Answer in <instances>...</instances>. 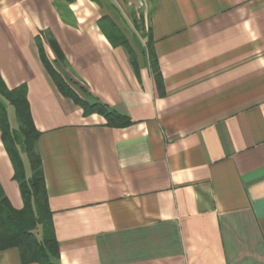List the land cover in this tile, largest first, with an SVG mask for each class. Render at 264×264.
<instances>
[{
    "label": "crops",
    "instance_id": "0c3cea01",
    "mask_svg": "<svg viewBox=\"0 0 264 264\" xmlns=\"http://www.w3.org/2000/svg\"><path fill=\"white\" fill-rule=\"evenodd\" d=\"M0 79L40 132L54 264H264V0H0ZM0 188L24 209L1 125Z\"/></svg>",
    "mask_w": 264,
    "mask_h": 264
},
{
    "label": "trees",
    "instance_id": "16d2710c",
    "mask_svg": "<svg viewBox=\"0 0 264 264\" xmlns=\"http://www.w3.org/2000/svg\"><path fill=\"white\" fill-rule=\"evenodd\" d=\"M42 61L59 92L80 105L86 114H101L105 116L110 126L127 127L132 124L128 117L109 111L105 106L89 105L82 98L88 95L84 86L76 81L66 80L45 57H42ZM4 100L16 110L20 121L18 129H12L9 124ZM0 125L3 142L13 163L15 179L20 185L25 204L23 210H15L0 188V250L18 248L25 262L54 264L52 258L58 256L59 252L56 249V241H41L35 234L38 226H43L51 220L42 173V161L37 150L40 132L33 124L24 89L9 91L1 79ZM23 153L27 156L32 169L29 179L25 174Z\"/></svg>",
    "mask_w": 264,
    "mask_h": 264
},
{
    "label": "rangeland",
    "instance_id": "374dc122",
    "mask_svg": "<svg viewBox=\"0 0 264 264\" xmlns=\"http://www.w3.org/2000/svg\"><path fill=\"white\" fill-rule=\"evenodd\" d=\"M64 67H62V64H59L58 66H54V69L57 70V72L62 75V72H64L65 69H63ZM65 78V77H64ZM66 80L68 81H74L73 79L71 78H65ZM79 86V85H78ZM10 117H11V122H12V125L15 127L16 125V119L14 117V112L12 110H10Z\"/></svg>",
    "mask_w": 264,
    "mask_h": 264
}]
</instances>
